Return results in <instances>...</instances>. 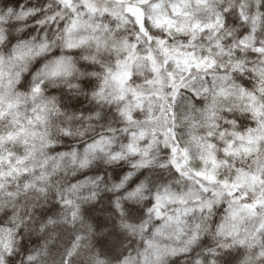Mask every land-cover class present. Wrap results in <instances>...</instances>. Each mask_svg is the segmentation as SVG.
Listing matches in <instances>:
<instances>
[{"label":"clouds","instance_id":"1","mask_svg":"<svg viewBox=\"0 0 264 264\" xmlns=\"http://www.w3.org/2000/svg\"><path fill=\"white\" fill-rule=\"evenodd\" d=\"M0 264H264V0H0Z\"/></svg>","mask_w":264,"mask_h":264},{"label":"snow or ice","instance_id":"2","mask_svg":"<svg viewBox=\"0 0 264 264\" xmlns=\"http://www.w3.org/2000/svg\"><path fill=\"white\" fill-rule=\"evenodd\" d=\"M255 205H253V204H248V205H246V207H254Z\"/></svg>","mask_w":264,"mask_h":264}]
</instances>
